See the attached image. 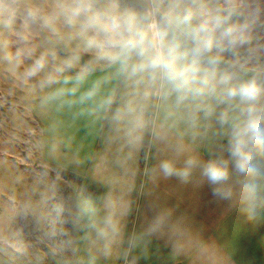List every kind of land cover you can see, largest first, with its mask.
I'll return each mask as SVG.
<instances>
[{
	"label": "clouds",
	"instance_id": "9594fccd",
	"mask_svg": "<svg viewBox=\"0 0 264 264\" xmlns=\"http://www.w3.org/2000/svg\"><path fill=\"white\" fill-rule=\"evenodd\" d=\"M0 37V60L29 86L38 118L74 108L106 122L129 157L155 150L139 228L126 223L135 199L70 194L55 208L62 234L94 236L105 256L125 245V264L154 245L189 264H236L160 189L207 186L254 233L264 229V0H0ZM209 138L203 154L192 147ZM20 214L29 236L43 231V212L29 204ZM0 255L25 264L28 245L0 233Z\"/></svg>",
	"mask_w": 264,
	"mask_h": 264
},
{
	"label": "crops",
	"instance_id": "0c3cea01",
	"mask_svg": "<svg viewBox=\"0 0 264 264\" xmlns=\"http://www.w3.org/2000/svg\"><path fill=\"white\" fill-rule=\"evenodd\" d=\"M8 99L7 95L3 96V99L0 96V123H3L5 129L13 118H9L11 112L6 109L10 104ZM26 105V115H22V120L27 123L28 130L30 124H33L36 130L33 153L35 160L42 165L59 168L80 178L87 177L89 172L92 176L101 178L104 188H98L97 191H89L85 187L79 189L76 195L83 200L99 202L108 193L124 200L135 199L138 210L126 223L128 231L139 228L142 220V212L139 209L143 207V200L137 194L144 177H140L141 171L137 168V164L134 168L126 169L125 166L119 165V162L138 163L141 150L129 157L128 150L122 148L115 132L106 122L80 114L74 108H64L50 117L38 118L29 98L26 99ZM14 118L18 120L20 117L15 115ZM53 120L56 121L55 130L50 128ZM10 128L12 129L11 123ZM5 144L9 145L7 141L4 142ZM98 146L100 149L96 153ZM11 157V152L0 149V233L9 237L14 230L15 217L25 205H28L29 197L35 194L33 187L25 184L14 186L11 177ZM93 157L103 163H117L118 166L109 165L107 168L103 166L105 168L102 167L98 173L94 172L95 170L88 172L87 165ZM133 186L135 190L130 192L129 189ZM160 190L172 200L178 213L190 216L203 238L214 244L221 252L232 254L236 264H264V237H262L264 229L254 233L250 226L243 224L237 218L234 210H229L215 202L209 187L206 186L203 191L197 192L191 188H184L173 180L162 182ZM76 236L75 240L82 244L71 253L74 258L77 257V260L68 264H81L82 260L85 264H125L122 256L125 245L114 244L111 254L105 256L102 253L103 242H98L94 236L83 238V232H76ZM157 249L158 246H152L147 258L140 259L138 264H189L184 258H171L166 249ZM0 264H11V262L7 257L0 255ZM203 264H221V262L210 258Z\"/></svg>",
	"mask_w": 264,
	"mask_h": 264
},
{
	"label": "rangeland",
	"instance_id": "374dc122",
	"mask_svg": "<svg viewBox=\"0 0 264 264\" xmlns=\"http://www.w3.org/2000/svg\"><path fill=\"white\" fill-rule=\"evenodd\" d=\"M0 39H3V37H0ZM9 39L10 41H15L16 38L12 36ZM17 47L18 45L15 43H10L8 51L14 54ZM2 56L3 51H0V57ZM5 95L9 97L8 101L11 104H9L6 109H8L9 113L11 112L9 118L13 117L10 122L12 129H9L10 123H8L7 129L4 128L3 123H0V149L11 152V177L14 186L25 184L28 187H33V192L35 194L29 197L30 200H28V205H32L37 212H43L46 217L43 231L29 236V228L25 227V220L22 218L20 212L14 219V230L10 238L18 245L21 242L28 245L29 256L25 264H29V261L30 264L71 263L77 260V257L74 258L71 255V253H73L72 251L78 249L82 242L75 240L77 238L76 232H72L70 236L62 234V227L68 228V225H61L58 222L57 213L55 211L56 205L61 203L70 194L76 195L79 189L83 187L89 189V191H97L98 188H104L101 178L92 176L89 170H95L94 172L98 173L103 166L107 168L109 165H118L117 163L108 164L103 163V161H97L95 156L87 165L89 172L88 176L80 178L62 171L59 168L40 164L35 160L33 155L36 131L33 127L34 125L30 124V130H28L26 127L27 123L22 120V115H26V99L30 97L29 86L24 85L17 78V75L8 70L6 62L0 60V96L3 99ZM15 115L20 118L18 120L15 119ZM5 141H7L9 145H4ZM1 142H3L2 145ZM192 147L203 154L206 148H214L215 144L213 140L209 138L205 143L197 142L192 144ZM99 149L100 146L97 147L96 153L99 152ZM154 151V149H149L145 146L140 151L141 158L138 163L127 162L123 164L119 162V165L125 166L124 168L126 169H131L137 164V168L141 171L140 177L142 178L144 177V169L149 168L155 162L151 159ZM144 179L145 177L143 180ZM130 180L132 179L130 178ZM45 233L49 234L45 235ZM37 237H40V239L37 240ZM69 241H71L70 244ZM53 251H55L54 255Z\"/></svg>",
	"mask_w": 264,
	"mask_h": 264
}]
</instances>
